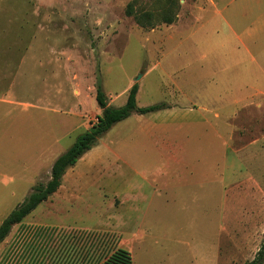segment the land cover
<instances>
[{
  "label": "rangeland",
  "instance_id": "rangeland-1",
  "mask_svg": "<svg viewBox=\"0 0 264 264\" xmlns=\"http://www.w3.org/2000/svg\"><path fill=\"white\" fill-rule=\"evenodd\" d=\"M263 44L264 0H0V224L37 182L50 180L55 160L102 113L99 82L116 107L126 104L136 83L138 106L170 105L135 113L99 137L92 150H103L107 160L85 175L91 187L82 199L62 203L54 193L38 205L0 244V264H98L119 247L132 252L134 264H216L218 216L208 218L206 235L199 224L180 219L174 235L134 239L106 233L102 220L114 192L105 180L117 181L119 143L133 142L135 133L140 140L137 125L145 118L184 116L193 122L204 114L209 136L219 111L224 127L230 124L223 135L230 130L234 149H264V85L245 73L254 68L252 58L260 57ZM12 108L20 111L9 113ZM22 111L25 138L12 140L10 122ZM209 150L208 142V162ZM226 161L224 186L248 171L247 156L234 160L233 173ZM23 168V186L11 197L15 184L5 183ZM234 226L244 231L239 243L231 240V222L224 220L222 264H246L264 242V229L248 239L247 224ZM89 233L97 234L92 245L81 237ZM190 234H196L192 244ZM96 243L100 248L93 252Z\"/></svg>",
  "mask_w": 264,
  "mask_h": 264
},
{
  "label": "crops",
  "instance_id": "crops-1",
  "mask_svg": "<svg viewBox=\"0 0 264 264\" xmlns=\"http://www.w3.org/2000/svg\"><path fill=\"white\" fill-rule=\"evenodd\" d=\"M252 61L257 63L251 68V72L248 70L245 72L246 78L262 80L264 85V44L260 57L254 56ZM261 93L264 95V90ZM199 107L204 111L208 110L206 105L201 104ZM17 109L20 111L19 108L15 110L12 108L8 112L11 113V110L15 112ZM214 117L216 124L210 122L214 129L209 136L206 134L207 129L204 130L209 122L204 114L193 122L185 120L184 116L171 121L167 115L138 121L140 124L137 126H141L142 138L138 140L135 133L133 142H128L127 139H124V142L123 139L120 141L117 156L121 163L117 172H114L118 173L117 181L112 177L105 180L106 187L114 192L109 210L102 220L106 233L118 231L119 234L134 236V239L145 236L158 238L156 236L160 237L165 232L169 234L170 231L173 234L174 223L180 219L199 224L206 235L208 218L218 216L219 243L216 244L215 254L216 264H222L224 220L231 222V240L234 242L237 240L238 243L240 232L244 231L236 230L235 223L247 224L248 239L249 234H253L256 229L258 231L264 229V149L247 151L234 149L231 145L233 137L229 133L230 130L227 129L228 134L223 135L224 125L220 122L222 114L216 111ZM16 120L10 122L11 127L8 131L11 133V139L20 140L21 137L24 139V111L18 113ZM1 121H4L3 118H0ZM15 124L18 126L16 130L13 129ZM228 127L230 124L226 123L224 128ZM197 132L199 134L196 136ZM208 142L210 162L207 161L206 154ZM255 143L257 140L252 142V147ZM92 149L64 174L61 186L55 192L60 202L77 203L82 199H80L82 192L91 187L89 180L84 184L86 182L84 179L87 178L85 175L107 160L103 150ZM246 156L248 168L246 176L228 186L225 183L224 186L226 179L223 174L224 160H227L225 165L229 164L233 173V169L237 171L231 167L234 160ZM99 168L104 172L102 166ZM24 176V168L21 174L9 175V184L5 185L15 184L12 186L11 197L16 196L23 186ZM6 177L8 175L4 178ZM214 203L216 213L213 216L211 210ZM224 205H229V213L224 214ZM189 237L191 240L189 243L192 244L196 234H190ZM192 250L193 259L198 260L197 251Z\"/></svg>",
  "mask_w": 264,
  "mask_h": 264
},
{
  "label": "trees",
  "instance_id": "trees-1",
  "mask_svg": "<svg viewBox=\"0 0 264 264\" xmlns=\"http://www.w3.org/2000/svg\"><path fill=\"white\" fill-rule=\"evenodd\" d=\"M166 22L171 24L173 20L168 19ZM138 91L139 85L136 83L129 90L126 104L116 107L109 104L108 96L103 89L102 83L99 82L97 84L96 99L102 109V113L97 116V120L84 133L77 137L74 144L55 160L52 166L50 180L46 183L34 185L31 194L2 221L0 224V244L8 237L15 225L22 223L26 216L34 211L42 202L48 200L58 190L66 171L74 166L86 152L92 149L97 143L98 138L110 130L115 124L135 113L148 114L170 106L167 102H160L154 105L140 107L137 104ZM76 233L80 236L78 232ZM81 237L90 238V245L97 240V234L89 233L87 236ZM105 241H107V238L102 240V242ZM99 248L100 246L96 243L92 251L96 252ZM98 264H134V257L128 249L119 247ZM246 264H264V242L259 247L254 258Z\"/></svg>",
  "mask_w": 264,
  "mask_h": 264
},
{
  "label": "water",
  "instance_id": "water-1",
  "mask_svg": "<svg viewBox=\"0 0 264 264\" xmlns=\"http://www.w3.org/2000/svg\"><path fill=\"white\" fill-rule=\"evenodd\" d=\"M138 79H140V77H139ZM138 79H137V80H138Z\"/></svg>",
  "mask_w": 264,
  "mask_h": 264
}]
</instances>
